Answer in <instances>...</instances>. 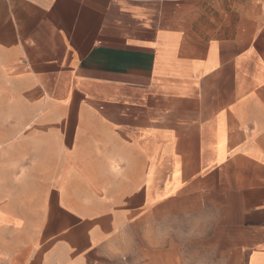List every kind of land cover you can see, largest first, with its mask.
<instances>
[{"label": "crops", "instance_id": "obj_1", "mask_svg": "<svg viewBox=\"0 0 264 264\" xmlns=\"http://www.w3.org/2000/svg\"><path fill=\"white\" fill-rule=\"evenodd\" d=\"M130 228L264 264V0H0V264Z\"/></svg>", "mask_w": 264, "mask_h": 264}, {"label": "rangeland", "instance_id": "obj_2", "mask_svg": "<svg viewBox=\"0 0 264 264\" xmlns=\"http://www.w3.org/2000/svg\"><path fill=\"white\" fill-rule=\"evenodd\" d=\"M179 241L181 243L182 239ZM146 242L147 238L143 237L141 230L130 228L106 248L102 258L88 261V264H151L152 255L148 254L150 247H146ZM185 245L180 248L185 252L176 254L178 264H228L224 263L225 256L222 261L220 256L215 253H197L188 247L187 243Z\"/></svg>", "mask_w": 264, "mask_h": 264}]
</instances>
